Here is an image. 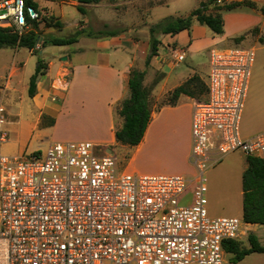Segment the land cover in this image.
<instances>
[{"label":"built area","instance_id":"built-area-1","mask_svg":"<svg viewBox=\"0 0 264 264\" xmlns=\"http://www.w3.org/2000/svg\"><path fill=\"white\" fill-rule=\"evenodd\" d=\"M0 11V27L17 35L45 18L23 0H2ZM254 61L251 47L209 51L207 100L191 115V180L117 173L91 142L6 156L0 85V264H222L223 244L240 241L246 224L208 217L204 171L234 152L264 160V132L247 139L239 128Z\"/></svg>","mask_w":264,"mask_h":264},{"label":"crops","instance_id":"crops-1","mask_svg":"<svg viewBox=\"0 0 264 264\" xmlns=\"http://www.w3.org/2000/svg\"><path fill=\"white\" fill-rule=\"evenodd\" d=\"M132 1L137 0H98L96 3L89 4H79L78 0H32L36 5V11L42 17L53 18L62 24L60 29L44 28L43 24H40L39 31L43 37L56 35V31L67 26H70L74 32L81 29L85 30L84 28H87L89 23L88 14L101 22L103 27H108L115 17L116 7L121 4H129ZM148 1L155 2L149 11L166 6L171 13L167 17L185 18L206 0ZM219 1L221 4L250 1L255 3L258 8L256 10L247 8L244 11L223 13V36L216 39L212 37L208 28L200 26L195 21L192 22L189 30H184L174 36H160L157 55L150 60L147 67L144 65L149 55L147 31L140 33L139 37L136 32L131 35V31L123 34L118 33L116 36H108L112 31L105 32L104 36L95 38L97 40L96 45L87 49L93 50L95 54V58L92 60L85 56V49L78 50L80 52L79 57L71 56L70 53L60 55V53L66 52L64 49L61 50L63 47L43 49V51L49 50L51 57L57 59L58 62L56 60L44 62L47 69L45 74L37 80L35 97H43V99L38 103L39 112L35 117L33 128L40 135H48V132L55 128L58 115L62 111H66L73 97H77L80 100V110L94 117L99 134L97 142L115 143L114 108H119L121 102L128 97L127 82L131 69L145 71L144 87H147L148 76L155 73L159 75V81L152 89L153 94H155L158 85L162 84L163 86L169 81L168 88L163 87L161 94L158 95L164 97L192 76H198L202 80L198 74V61L205 53V63L208 67L210 51L208 48L253 42L250 33L253 30L256 31L255 34L258 35L259 39L264 38V13L260 11V8H264V0ZM77 7H80L84 14L79 13ZM87 31H85V35L88 34ZM246 33L249 34L241 41H234ZM176 52L184 56L181 62L173 60ZM67 74L69 75L67 76ZM53 93H61V99L56 101V98L52 96ZM48 97H53L54 100L48 102L46 99ZM195 103L197 102L194 99L180 96L176 105L160 107L156 112L151 113L150 122L143 138L139 145L133 149L134 154L144 149L154 154H161V160L173 167L170 171H167L168 168L158 167L154 169V172L181 174L185 171L189 164L190 123ZM53 117L55 120L52 119ZM45 118H50L51 121L45 123ZM121 126L122 123L117 129H120ZM259 133L262 132L243 138L248 139ZM246 228L247 232L255 231L256 228L263 232V228L259 225L246 224ZM259 243L264 245V243Z\"/></svg>","mask_w":264,"mask_h":264},{"label":"rangeland","instance_id":"rangeland-1","mask_svg":"<svg viewBox=\"0 0 264 264\" xmlns=\"http://www.w3.org/2000/svg\"><path fill=\"white\" fill-rule=\"evenodd\" d=\"M154 5L155 2L148 0H137L129 4H121L116 7L114 12L115 17L108 27H103L101 22L97 21L91 14H88V27L84 29L85 31L89 30L86 33H95L99 30L103 33L116 31L119 34H123L131 31V35H134L136 32L139 37L140 33L142 34L146 31L148 33L149 26L158 23L171 14L166 6L149 11ZM246 9L239 7L230 12L244 11ZM82 25L85 26V24ZM210 33L214 39L223 36V34L219 36L214 35L211 31ZM55 34L49 37L66 38L74 34V31L70 26H67L60 31H56ZM251 38L256 42L253 41L239 45L241 47H251L255 50V61L251 69L239 126L242 137H249L258 132H264V38L259 39L256 34H252ZM78 42V44L75 43L61 48V50L64 49L66 52L60 53V55L70 53L71 56L75 55L79 57L80 52L78 50L85 49V56L91 60L94 59L95 54L93 50L89 51L87 49L96 45L97 40L81 36ZM232 46L234 45L216 48L214 46L208 48V50L225 49ZM204 55L205 53H203V57L198 61V74L202 77V81L206 83L208 67H206ZM50 60L58 62L57 59L51 57L49 50L43 51L42 49L34 55L24 48L0 50V85L6 87L4 95L6 125L4 129L8 136L7 142L2 146V154L6 156L29 153L44 155L48 146L55 142H91L97 146L98 154L105 153L115 158L117 173L136 176L180 175L189 180L193 178L195 169L190 160L185 171L181 174L157 173L154 172V169L158 167L168 168L167 171L173 168L161 160V154L151 153L147 149L134 154L133 148L122 146L116 142H97L99 134L94 117L80 110V100L77 97H73L66 111L64 110L58 115L55 128L48 132V135H40L33 128V124L39 112L38 103L42 101L43 97L37 98L34 96L30 99L27 96V86L37 62L42 61L46 63ZM157 79H159V75L156 73L148 76L147 88L151 87L152 82ZM165 84L163 86L162 84L158 85L155 94L152 91L150 93V107L153 112H156L166 99V97L158 96L161 94L163 87L168 88L170 82L167 81ZM52 96L56 98V101H59L62 94L53 93ZM46 99L48 102L54 100L53 97ZM117 111L118 108H114L115 131L118 130L117 128L122 123V119L117 115ZM52 119L55 120V117ZM48 121H51V119L45 118L44 122L47 123ZM177 132L179 133V130ZM17 151L21 153H17ZM163 156L165 155L163 154ZM159 157L160 159H158ZM246 166V158L240 152H234L224 157L217 165L208 167L204 171V195L207 201L206 210L208 217L212 219L223 217L242 219V173ZM191 193L192 187H189L181 198L182 204L190 203L189 197ZM246 229L245 226L241 227V231L244 234L246 233L245 236L240 237V243H242L243 247L248 246V234L256 235L259 242L264 243V235L261 229L256 228L255 231L248 232ZM222 264H264V254H253L240 262H233L232 255L226 254L224 263Z\"/></svg>","mask_w":264,"mask_h":264},{"label":"trees","instance_id":"trees-1","mask_svg":"<svg viewBox=\"0 0 264 264\" xmlns=\"http://www.w3.org/2000/svg\"><path fill=\"white\" fill-rule=\"evenodd\" d=\"M98 0H78L79 4L96 3ZM219 0H206L191 11L185 18L167 17L156 24L149 26V55L144 63L145 67L149 65L150 60L157 55L160 44L159 37L170 35L189 30L193 21L200 26H205L214 35L223 34L222 14L230 12L239 7L257 9V5L250 1L233 2L229 4L218 3ZM25 7H30L36 11V5L32 0H23ZM79 13L84 11L77 7ZM264 13V8H260ZM43 24L44 28L60 29L62 24L53 18H43L41 21H33L30 28L22 35H17L9 28L0 27V50L2 49H27L32 55L36 54L47 47H65L78 42L81 36L100 37L104 36L102 31L88 33L85 30H77L69 37H43L39 31V25ZM255 30L250 31L255 34ZM247 34L236 39L235 42L241 41ZM118 32L112 31L108 36H116ZM37 46V48H36ZM47 69L42 61H38L33 75L28 80L27 96L32 99L36 94L37 80L45 74ZM145 71L131 69L127 82L129 96L124 99L117 111V115L122 119V126L114 133L115 142L133 148L141 142L145 130L150 122L151 113L150 93L159 79L154 80L151 87L143 86ZM180 96L196 100V102H205L207 99V87L198 77L192 76L179 87L165 95V101L161 107L174 106ZM202 96V98H200ZM247 166L242 173V221L245 224L259 225L264 232V160L252 157H246ZM240 241H229L223 244L225 254L232 255L233 262H240L246 256L251 254H264V245L259 243L256 235L248 234L247 247H243Z\"/></svg>","mask_w":264,"mask_h":264}]
</instances>
